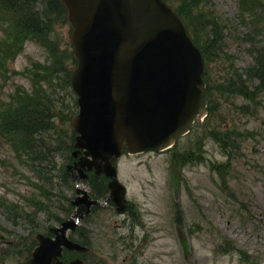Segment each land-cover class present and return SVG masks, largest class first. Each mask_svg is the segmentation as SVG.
Masks as SVG:
<instances>
[{"label": "rangeland", "instance_id": "1", "mask_svg": "<svg viewBox=\"0 0 264 264\" xmlns=\"http://www.w3.org/2000/svg\"><path fill=\"white\" fill-rule=\"evenodd\" d=\"M244 1L206 0L202 5L212 12L218 28L223 30L221 57L214 58L206 67L210 81L216 80L218 84H222L224 75L234 67L244 71L253 64L251 27L255 21L264 20V0L254 11L249 10ZM44 4L47 5L48 0H44ZM47 9L44 11L48 12ZM53 26L46 38L57 41L60 52L72 51V26L67 21ZM3 37L5 31L0 25V56L9 49L15 51L7 60L0 59V97L8 101L9 93L18 92L19 87L27 92L36 88L39 73L45 75L42 68L41 72L35 69L36 63H51L53 57L50 58L41 40L25 38V44L15 42L11 45ZM257 37L259 35L255 39ZM65 66L72 69V61L67 59ZM46 74L53 84L44 82V89L54 91L57 110L72 115L76 111V98L64 81L65 70L54 69ZM262 91L261 98L252 107L255 110L247 115L239 109L243 103L239 96L218 97L208 123L201 119L199 125L198 122L193 125L191 137L187 134L180 138L177 150L181 153L190 149L195 132L204 134L201 137L205 158L178 165L180 181L176 197L172 149L136 154L124 152L118 164L119 180L127 186L130 200L139 207L145 233L140 225L134 226V232L125 226L124 217L113 214L112 210H108L110 213L104 211L103 222L91 225L97 233L92 251L99 264H128L123 259H129L131 251L137 264H264V89ZM214 126L239 134L236 136L238 149L231 156L203 132ZM4 134L0 131V255L7 256L4 264H20L26 256L22 242H29L38 231L58 222L55 218L48 221L44 212L33 208L29 198L43 197L27 179L34 178L30 164L16 162L9 143L11 139L6 141ZM43 134L46 137V133ZM49 163L56 165L57 173L63 162L56 155L46 166ZM216 163L222 164L226 171L211 167ZM63 178L57 179L55 187L48 186L47 192L48 198L51 195L59 200L61 206L57 214L62 217L76 194L73 185L68 180L64 183ZM48 198L46 204L51 203ZM14 202L17 213L13 215L6 208L10 209ZM177 224L189 236L190 254L186 259L177 237ZM224 237L231 238L237 245L230 253L215 250V245L221 244ZM15 239H20L21 243L14 242ZM124 240L129 245L126 249Z\"/></svg>", "mask_w": 264, "mask_h": 264}, {"label": "water", "instance_id": "2", "mask_svg": "<svg viewBox=\"0 0 264 264\" xmlns=\"http://www.w3.org/2000/svg\"><path fill=\"white\" fill-rule=\"evenodd\" d=\"M63 1L78 59L71 77L80 105L75 146L85 150L75 167L80 176L85 169L106 172L112 197L122 201L113 162L124 143L131 152L168 148L206 112L203 54L165 0ZM173 180L176 191L178 172ZM87 196L75 203L89 209L96 201ZM75 225L63 222L55 238L38 234L40 245L26 264H60L63 246L80 248L67 238ZM179 237L188 253L187 236L179 230Z\"/></svg>", "mask_w": 264, "mask_h": 264}, {"label": "trees", "instance_id": "3", "mask_svg": "<svg viewBox=\"0 0 264 264\" xmlns=\"http://www.w3.org/2000/svg\"><path fill=\"white\" fill-rule=\"evenodd\" d=\"M167 1L174 7V9L178 10L183 20L186 22L194 42L202 49L206 63H210L214 58H220L223 49V30L218 28V21L214 18L212 12L202 6L206 0ZM15 3L21 8L19 12L23 13L22 15L16 16L17 20L21 22V25H19L20 30L16 31L13 39L17 40V38L21 36L25 37L26 35H29L34 39L41 40L42 42H45V45L49 50L50 58L53 57V59L51 63L47 64L36 63L35 69L41 72L42 68L45 75L42 76L41 73H39V78L36 79L35 83L37 86L36 88H33L31 92H27L19 87L18 92L9 93L8 101L0 99V131L7 133L8 137H13L14 135L18 136L17 139L13 137V141L19 144L23 153L31 157V163L34 160L35 162H43L46 158L47 152H51L52 154L60 153L63 158L67 159V162L75 160L72 153L75 142V133L69 125L71 119L69 114L65 115L59 110L61 113V122L57 126L61 130V142L51 144L47 142L46 138L40 140L41 134L44 130L54 131L57 129L56 126L54 127V125H56L54 120L58 115V110L54 106L56 96L54 95V91L48 92L44 89V82L51 85L53 84V80L47 77L46 72L53 71L54 69L65 70L66 74L64 81L67 83L72 93L70 82L72 71L65 66V62L69 59L72 61L73 65H75L77 59L74 57L73 50L68 51L66 49L63 52H60L57 46V41L52 40L51 38H46V35L48 37L51 29H53L54 23H56L61 17L60 11H55L54 8L51 9L50 7L47 9L48 12H40L35 5V0H0V9L7 10L6 7H8V5ZM245 3L249 10L254 11L255 9H258V6L255 5V3L259 5L261 2L259 0H246ZM62 10V14L64 15V6ZM54 12H57V14H54ZM263 22L264 20L255 21L253 27H251L252 33L250 34V37L252 47L250 49L254 54V61L251 67H248L243 72L234 67L232 72L230 71L228 74L224 75L225 77L222 84H218L216 80L210 81V76L207 75L208 69L206 70V76L204 75L206 79V96L210 99V106L214 104V101L219 94L221 96H224V94L228 96L239 95L249 103L240 105L243 114L247 115L255 110L252 107L257 103L260 91L264 89V43H262L258 37L255 39L256 35H258L257 32H263ZM214 90L218 91L219 94H216ZM208 110L209 114L205 121L206 124L208 123L207 120L210 119L215 112L212 108H208ZM226 130V128L224 129L220 126H214L213 128L209 127L207 131L203 132L216 140L222 147V150L231 156V154L238 149L239 143L236 136H239V134L237 132L236 134L235 131H230L229 133ZM194 134L195 136L192 139L189 150L181 153L178 152V150H174L172 153V157L181 164L193 162L195 159L203 161L205 158L203 152L204 145L201 137L204 136V134L200 135V133L196 132ZM174 147L177 149V146ZM18 156L19 159L25 157L24 154H19ZM211 167L220 172L226 171L222 164H211ZM69 175L71 176V173L65 170L61 176L69 180ZM41 178L46 185L48 179L53 177L52 174H50V171L46 169L41 174ZM105 180V175L99 177L93 175V184L95 182L101 183H96L93 191L95 195H103V193L108 190L104 183ZM99 185L103 186L102 190L100 189L101 191H98ZM41 187L46 188L44 185ZM45 191H47V189ZM231 245L235 246L233 245L232 240H226L223 248H219V250L228 252L230 251L229 248Z\"/></svg>", "mask_w": 264, "mask_h": 264}, {"label": "flooded vegetation", "instance_id": "4", "mask_svg": "<svg viewBox=\"0 0 264 264\" xmlns=\"http://www.w3.org/2000/svg\"><path fill=\"white\" fill-rule=\"evenodd\" d=\"M132 217L130 216L129 212L127 214V220H130ZM144 225V224H143Z\"/></svg>", "mask_w": 264, "mask_h": 264}, {"label": "bare ground", "instance_id": "5", "mask_svg": "<svg viewBox=\"0 0 264 264\" xmlns=\"http://www.w3.org/2000/svg\"><path fill=\"white\" fill-rule=\"evenodd\" d=\"M84 187V186H83Z\"/></svg>", "mask_w": 264, "mask_h": 264}]
</instances>
